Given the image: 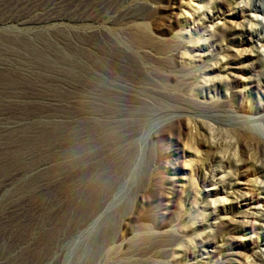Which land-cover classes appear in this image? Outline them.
<instances>
[{"label": "rangeland", "instance_id": "1", "mask_svg": "<svg viewBox=\"0 0 264 264\" xmlns=\"http://www.w3.org/2000/svg\"><path fill=\"white\" fill-rule=\"evenodd\" d=\"M221 2L0 0V264H258L264 0Z\"/></svg>", "mask_w": 264, "mask_h": 264}, {"label": "bare ground", "instance_id": "2", "mask_svg": "<svg viewBox=\"0 0 264 264\" xmlns=\"http://www.w3.org/2000/svg\"><path fill=\"white\" fill-rule=\"evenodd\" d=\"M219 1H221V0H217V2H219ZM222 2H223V0H222ZM221 2V3H222ZM224 2H226V1H224ZM214 3V2H213ZM215 3H216V1H215ZM189 6L190 7H192V5H190L189 4ZM189 7V8H190ZM242 10H244V11H253V10H256V11H259V12H264V7L262 6V5H260V4H245V5H243V9ZM250 16V15H249ZM214 18H220L219 17V15H217V17H209V20H214ZM253 20L254 21H256L258 24H261V30L262 29H264V20L262 19V18H257V17H255V18H253ZM246 22H248V20H246ZM249 22H250V20H249ZM256 22H255V24H256ZM203 23V22H202ZM251 24V26L249 27V28H247V33H251V35H254V36H257V35H259L258 34V27L256 26V25H253V23H250ZM204 26V25H203ZM257 34V35H256ZM259 39H260V37H258ZM261 40V39H260ZM264 40V39H263ZM257 41V40H256ZM260 43V42H259ZM258 42H257V44H259ZM260 46H264V45H260ZM256 48V47H255ZM203 49V48H202ZM257 51H258V49H256ZM252 55H254V54H252ZM256 56H258V55H256ZM220 66L218 65V68H219ZM214 68V67H213ZM217 68V67H216ZM224 68V67H223ZM226 69V68H225ZM212 70V69H211ZM263 73V72H262ZM261 74V73H260ZM259 74V75H260ZM261 76V75H260ZM263 77H264V74H263ZM261 78V77H260ZM128 90H129V88H128ZM137 92V91H136ZM127 94V93H126ZM149 94V93H148ZM142 95V94H141ZM123 97V96H122ZM140 101V100H139ZM143 101V100H142ZM145 103V102H144ZM180 108V107H179ZM185 109V108H184ZM251 109V108H250ZM159 112V111H158ZM157 113V112H156ZM256 113L257 114H264V102H262L261 103V105L259 106V107H257V109H256ZM154 114V113H153ZM159 114V113H158ZM253 114V113H252ZM155 115H157V114H155ZM156 117V116H155ZM260 117V116H259ZM263 117H264V115H263ZM262 117V118H263ZM251 119V118H250ZM256 119V118H255ZM264 119V118H263ZM259 120H260V118H259ZM264 121V120H263ZM250 122H252V120L250 121ZM204 124H202V126H203ZM257 127H261V126H257ZM263 128H264V126H263ZM263 128H261V130H260V132L258 131V129L256 130V131H258L259 132V134H256V135H254L255 133L253 132V130H252V128H251V130H252V132L254 133V134H250L249 132H246L245 133V135L243 134V136H247L246 138H247V141L245 142L248 146L247 147H250V148H247V149H249V150H251L252 152H253V154H254V156H252L251 158H253L254 157V160H250V158H249V161H254V163H255V165H254V167L256 166L257 167V169L258 170H261L262 172H264V129ZM217 129V128H216ZM241 129V128H240ZM248 130H250L249 128H248ZM246 131H247V128H246ZM243 132H245V130H243ZM239 133V132H238ZM237 133V134H238ZM248 133H249V135H248ZM226 134V133H225ZM228 134V133H227ZM241 134V133H240ZM239 135V134H238ZM217 136H219V138L222 136V132H220V131H218L217 132ZM242 137V134H241V136L239 137L238 136V138H241ZM222 138V137H221ZM242 139L243 140H245V138H243L242 137ZM209 139H207V141L205 142V144H206V146L207 147H209L210 149H215V148H218L219 147V142L218 141H216V142H213V141H208ZM239 141H241V139L239 140ZM241 146H243V145H241ZM244 146H245V144H244ZM245 148V147H244ZM248 151V150H247ZM212 154V153H211ZM252 153H251V155H253ZM241 161V160H240ZM247 162V161H246ZM242 163V162H241ZM244 163V162H243ZM242 163V164H243ZM209 167V166H208ZM216 172V171H215ZM208 182H211L212 183V186H215V188H213V192L212 193H214V194H219V193H225V194H227L228 192H227V187H231V184L232 183H229V184H225V185H221L220 183H218V180L216 181V174L214 173V171L213 170H211L210 172H206L205 171V175L202 177V183H203V185H205L206 183H208ZM244 183V182H243ZM242 183V184H243ZM235 184H240V182H238V183H235ZM262 184V183H261ZM234 185V184H233ZM263 185V184H262ZM261 185V186H262ZM259 187H260V185H259ZM264 187V186H263ZM233 188V187H232ZM210 190H211V188H210ZM209 190V191H210ZM206 191V190H205ZM208 191V190H207ZM232 191H233V189H232ZM204 192V191H203ZM231 193V192H230ZM234 193V192H233ZM240 195V196H239ZM238 196L239 197H241V200H242V202L243 203H246V202H249V199L247 198L248 197V195H246V194H239ZM240 199V198H239ZM225 205V204H224ZM257 216H259V217H262V215H257ZM156 233V232H155ZM154 233V234H155ZM158 233H160V232H158ZM157 236V235H156ZM155 236V237H156ZM160 236V235H159ZM162 237V236H161ZM149 239V238H148ZM144 240V239H143ZM150 240V239H149ZM149 240H147V241H149ZM212 241V240H211ZM145 243V242H144ZM201 243H202V246H203V244L204 245H206V244H210L211 242L208 240V241H206V240H201ZM160 245V244H159ZM163 245V244H162ZM169 245V244H168ZM172 245V244H171ZM166 246V245H165ZM170 246V245H169ZM164 247V246H163ZM162 247V248H163ZM153 248V247H152ZM154 248H155V246H154ZM148 249V248H147ZM161 249V248H160ZM160 249H159V251H160ZM154 250V249H153ZM150 251V250H149ZM156 251V250H155ZM155 251H154V253H155ZM146 252V251H145ZM161 252V251H160ZM146 253H148V252H146ZM150 253V252H149ZM159 253V252H158ZM163 253V252H162ZM142 253H140V255H141ZM145 254V253H144ZM157 254V253H156ZM164 254V253H163ZM139 255V254H138ZM148 255V254H147ZM137 256V255H136ZM141 256H143V255H141ZM145 256V255H144ZM149 257V256H148ZM135 258V257H134ZM150 258H153V257H150ZM255 258L259 261L258 262V264L259 263H261V264H264V254L262 253V251H255ZM137 259V258H136ZM146 259V258H145ZM144 259V260H145ZM148 259V258H147ZM146 259V260H147ZM134 260V259H133ZM154 260V259H153ZM152 260V261H153ZM156 260V259H155ZM130 261H131V259H130ZM149 262H151L150 260H148ZM133 261H131V263H132ZM134 262H135V260H134ZM133 262V263H134ZM138 263H142V264H148V263H145V262H143V259H139L138 261H137ZM156 262V261H155ZM124 263H127V262H124ZM154 263V262H153ZM255 263H256V261H255ZM136 264V263H135Z\"/></svg>", "mask_w": 264, "mask_h": 264}, {"label": "trees", "instance_id": "3", "mask_svg": "<svg viewBox=\"0 0 264 264\" xmlns=\"http://www.w3.org/2000/svg\"><path fill=\"white\" fill-rule=\"evenodd\" d=\"M28 179H30V178H27L26 180H28Z\"/></svg>", "mask_w": 264, "mask_h": 264}]
</instances>
